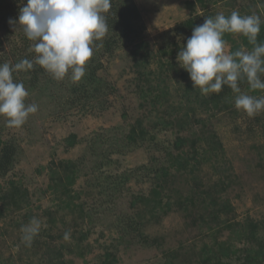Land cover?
<instances>
[{"label": "trees", "instance_id": "1", "mask_svg": "<svg viewBox=\"0 0 264 264\" xmlns=\"http://www.w3.org/2000/svg\"><path fill=\"white\" fill-rule=\"evenodd\" d=\"M250 1L251 4H247L249 9L257 8L258 3L264 5V0ZM221 2L229 4L237 0L191 1L193 15L172 29L173 36L168 41L170 43L155 51L142 35L141 14L135 1L111 0V9L106 13L108 32L96 41L97 47L81 81L73 83L69 76L57 81L39 65H35L31 71L13 74L14 80L23 82L27 88L39 91L54 88L61 92L66 105L80 106L81 110L89 111L108 106L110 97L117 91L116 85L101 74L104 69L103 56L111 57L119 49L131 47L132 67L135 68L133 80L139 99L144 106L151 105L152 109L160 111L162 115L156 120H151L150 115L137 117L121 140L117 139L106 152L101 153V146L98 148L95 145L98 140H94V144H90L91 154L95 157L102 154L103 158L92 167L88 166L85 155L77 160H51L47 166L49 183L44 192L58 201L57 207L55 210H46L48 224L35 237L31 245L33 251L24 256L20 254L19 260L0 255V264H23L25 260L32 261L35 256L37 264H74L66 255L74 251L81 253L85 247L82 241L87 233L79 231L77 235V231L71 233L67 227L72 225L79 228L88 222L92 224L96 215L102 214L107 210L106 207L127 191L133 212H122L119 216L117 213L115 226L119 234L118 242L132 240L159 248L162 241L148 233L147 229L172 211L187 215L193 224L200 223L202 228L212 233V240L204 243L199 250H187L183 245L182 248L163 250L159 264H264V218H251L243 222L229 219L233 206L225 197V192L232 179L230 170L222 166L225 160L224 145L216 130L209 128L205 120L197 117L201 111L213 115L236 112V93L225 85L219 94L201 95L199 88H193L187 72L179 69L177 63L178 53L186 45L193 28L203 24L206 17H214L217 14L215 7ZM26 3L27 0H0V64H15L21 59L33 60L35 57V53L30 50L34 41L28 40L21 33L19 40L22 42L19 45L11 37L15 32L13 28L17 25L20 8ZM233 10H238L241 15L245 13L232 8L224 14L228 16ZM208 11L210 13H206ZM10 20L13 23H9ZM224 39L231 43V51L241 46L248 50L252 48L242 35L225 34ZM257 39L258 42H264V23L261 24ZM6 41L11 42L9 48L4 47ZM178 76L183 82L177 81ZM261 78L264 79V76ZM174 79L176 91L181 96L180 104L171 102L170 86ZM240 88L242 91L248 90L253 96L264 94V91L251 90L246 81L240 83ZM199 124L200 129L196 128ZM159 127L177 128L179 132L173 142L167 144L159 138ZM77 142V134L71 133L66 139L67 149ZM140 147L155 151L151 152L150 162L121 172L111 170L117 161L111 157L113 153H125L128 149ZM156 152L159 154L156 155ZM17 157V142L5 139L0 128V179L9 175L17 163ZM206 164L220 173V177L210 184L204 182L201 175ZM81 177L86 178L87 187L78 191L75 185ZM140 179L150 182V188L129 192L128 185ZM5 183L0 184V219H3L6 212H20L29 209L31 205L29 190L23 188L20 180L8 179ZM185 183L188 189H185ZM87 195L95 201L90 203ZM27 216L31 218L30 214ZM56 228H59L57 234L52 232ZM223 230H230V236L224 240L219 238ZM66 232L71 233L76 244L64 239ZM236 241L243 244L238 246ZM114 255V250L106 248L103 256L99 257V263L116 264Z\"/></svg>", "mask_w": 264, "mask_h": 264}, {"label": "rangeland", "instance_id": "2", "mask_svg": "<svg viewBox=\"0 0 264 264\" xmlns=\"http://www.w3.org/2000/svg\"><path fill=\"white\" fill-rule=\"evenodd\" d=\"M141 14L140 22L143 25V37L157 51L168 42L172 35V29L185 19L193 15L190 4L194 0H134ZM250 0H237L231 3H219L215 10L224 13L232 8H237L244 15L256 14L264 19V5L258 3V7L249 9L247 4ZM233 4V5H232ZM232 5V7H231ZM242 5V7H241ZM206 13H210L209 11ZM12 39L21 45L19 40L23 32L22 26H15ZM3 31V30H2ZM1 32V31H0ZM173 38V37H172ZM178 40V39H177ZM11 42L6 41L4 47L9 48ZM131 47L119 49L113 56H103L104 69L101 74L116 85L117 91L110 97L108 106L81 110L80 106H70L63 103L61 92L51 88L47 91L27 88L29 96L26 103L38 105V111L31 114L26 123L19 127H9L4 116H0V128L5 139H13L18 144V157L15 167L9 175L0 179V184H6V180H20L23 188L29 190L30 208L20 212L8 214L0 219V255L3 257H15L31 253L33 248L25 246L22 242V227L35 217L41 221V231L47 226L48 217L46 210H55L58 201L51 194H45L48 186V164L51 160L71 159L77 160L84 155L89 167L96 161L101 160L102 154L93 156L90 144L98 140L95 145L101 146L102 152H106L112 143L121 140L128 131L129 126L137 117L150 115L152 119L162 115L160 111L152 109L151 105L144 106L139 99L134 84L135 68L131 61ZM227 50L231 51V43L227 42ZM179 63V62H177ZM178 68L187 72L178 64ZM188 80L190 79L189 73ZM178 82H183L179 76ZM176 80L171 82V102L181 103V96L176 91ZM181 92V91H180ZM243 92L251 95L248 90ZM264 96V94L256 95ZM65 98V97H64ZM158 109H161L158 107ZM95 110V111H94ZM151 113V114H150ZM197 117L205 120L207 126L215 129L224 145L223 167L229 169L231 185L225 192L232 203L233 210L230 217L235 222H243L246 219L261 220L264 218V112L255 117H249L244 111L219 112L216 114L199 112ZM196 128H201L200 124ZM177 128L159 127V138L169 144L173 142ZM71 133H76L78 142L67 149L66 139ZM105 139V140H104ZM91 142V143H90ZM109 147V148H108ZM97 148V147H96ZM97 148V150H98ZM155 152V151H151ZM146 147L128 149L125 153H113L112 158L116 164L112 171L119 172L128 168L151 161L152 153ZM159 152H156L158 155ZM221 170V169H220ZM204 182L213 183L219 177L213 166L206 164L201 172ZM86 178H78L75 185L76 190L86 188ZM150 182L133 180L129 185V192L146 191L150 188ZM185 189H188L185 183ZM121 196L114 203L106 207L107 210L96 215L92 220L81 227L68 226L70 232L79 231L87 233L82 244L84 249L79 253L74 251L67 254L66 258L73 260L74 264H102L99 257L106 252V248L114 250L116 264H159L162 251L165 249L182 248L187 250L194 248L199 250L212 240V233L201 224H193L191 218L179 212L172 211L165 215L158 223L151 224L147 232L162 241L159 248L150 247L132 240L118 242V232L115 222L122 212L132 213L129 206L130 197ZM90 203L95 199L87 195ZM1 203V202H0ZM118 213V216H117ZM31 215V218L27 216ZM225 217V216H224ZM228 218V217H226ZM72 217H69L71 222ZM115 228V229H114ZM61 229V228H60ZM77 229V230H76ZM59 228L52 232L57 234ZM70 233V235H71ZM220 239L224 240L230 236V230H223ZM49 239L48 237H44ZM126 239H130L127 237ZM57 240H62L58 238ZM76 244V240L70 236L67 240ZM238 246L243 244L235 242ZM23 264H37V256L32 261L25 260Z\"/></svg>", "mask_w": 264, "mask_h": 264}, {"label": "clouds", "instance_id": "3", "mask_svg": "<svg viewBox=\"0 0 264 264\" xmlns=\"http://www.w3.org/2000/svg\"><path fill=\"white\" fill-rule=\"evenodd\" d=\"M110 9L111 0H27L20 8L16 23L22 26L26 38L35 42L30 49L35 57L0 64V116L6 118L9 127L23 126L38 111L37 104L26 103L29 92L23 82L14 80L13 74L39 65L57 81L66 76L73 83L81 81L96 41L108 32L106 13ZM262 23L259 15H241L238 10L228 16L217 13L206 17L203 24L193 28L177 56L201 95L219 94L227 85L236 93L237 110L249 117L264 112V96L249 95L240 88V83L246 81L251 90L264 91V42L257 39ZM225 34L246 37L251 50L241 46L228 51ZM41 227L35 217L22 227L25 246L31 247ZM64 239L69 240L70 233L66 232Z\"/></svg>", "mask_w": 264, "mask_h": 264}]
</instances>
